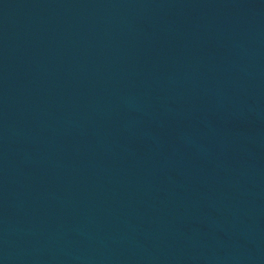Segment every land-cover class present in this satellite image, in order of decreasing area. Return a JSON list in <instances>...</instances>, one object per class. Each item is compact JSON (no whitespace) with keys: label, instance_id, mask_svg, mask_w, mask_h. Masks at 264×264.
Wrapping results in <instances>:
<instances>
[{"label":"water","instance_id":"1","mask_svg":"<svg viewBox=\"0 0 264 264\" xmlns=\"http://www.w3.org/2000/svg\"><path fill=\"white\" fill-rule=\"evenodd\" d=\"M0 264H264V0H0Z\"/></svg>","mask_w":264,"mask_h":264}]
</instances>
